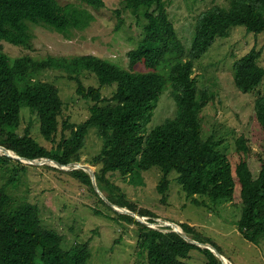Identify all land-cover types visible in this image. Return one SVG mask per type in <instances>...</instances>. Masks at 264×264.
Here are the masks:
<instances>
[{
  "label": "trees",
  "instance_id": "trees-1",
  "mask_svg": "<svg viewBox=\"0 0 264 264\" xmlns=\"http://www.w3.org/2000/svg\"><path fill=\"white\" fill-rule=\"evenodd\" d=\"M79 1L78 5L58 0H0V39L33 49L32 25L71 38L73 32L85 30L95 20L89 7L102 9L106 5L104 0ZM122 10L142 13L146 19L142 40L129 52L128 68L93 54L41 58L24 54L12 58L0 50V145L25 158L49 157L68 165L81 162L85 140L95 128L103 148L91 164L101 165L96 170L97 184L102 192L108 190L111 202L155 222L153 211L138 208L124 193H117L121 188L108 176L119 172L131 184L144 183L143 173L152 168L162 173L158 192L163 203L168 202L173 173L195 205L231 201L237 188L242 201L239 231L249 242L259 244L264 239V94L258 91L264 84L262 50L253 47L234 62L235 86L243 93L258 92L254 118L261 148L255 151L241 136L236 142L239 161L235 165L219 149L220 141L203 136L201 113L213 98L208 89L199 88L194 67L218 38L229 36L233 27L244 26L248 33L264 35V0H229L226 6L216 5L200 13L188 51L165 0H125L122 9L116 10L119 16ZM48 70L74 79L77 95L94 102L84 121L65 118L67 106L59 87L39 78ZM84 72L93 73L98 86H86L80 78ZM105 86L115 88L110 98L103 96ZM168 88H172L177 115L148 130L160 97ZM24 106L37 116L40 140L32 134L31 124L23 135L18 132ZM251 157L259 162L258 173ZM27 167L20 160L0 155V181L6 180L0 185V264H87L92 257L88 243L67 247L61 233L43 224L37 204L18 201L10 192L19 187L21 172ZM69 173L99 196L87 171L74 169ZM99 200L117 218L137 226L139 254L146 256L148 264H190L194 250L204 255L206 264H223L211 250L189 243L171 227L167 231L149 227L114 210L102 197ZM180 226L188 236L212 244L224 255L195 226L188 222Z\"/></svg>",
  "mask_w": 264,
  "mask_h": 264
},
{
  "label": "rangeland",
  "instance_id": "rangeland-1",
  "mask_svg": "<svg viewBox=\"0 0 264 264\" xmlns=\"http://www.w3.org/2000/svg\"><path fill=\"white\" fill-rule=\"evenodd\" d=\"M58 1L61 4H80L79 0ZM104 1L106 5L102 9L89 7L95 15V20L85 30L73 32L71 38H66L47 27L32 25L35 34L33 49L0 39V50L12 58L24 54L37 58L46 55L93 54L128 68L129 52L142 40L146 19L142 13L134 14L129 10H122L119 16L116 10L122 9L125 0ZM165 3L178 36L188 51L195 33L196 17L216 5H228L229 0H165ZM229 32L228 37L218 38L209 51L195 62L194 77L199 88L208 89L213 98L201 113L203 136L205 139L213 136L215 140L220 141L219 149L228 154L235 165L239 161L236 142L241 136L247 139L248 145L255 151L261 148L254 118L258 92L243 93L235 86L234 62L253 47H257L262 50L260 63L264 66V35L255 36L248 33L244 26L233 27ZM39 78L54 82L59 87L60 95L67 106L65 118L69 117L70 121L79 123L89 116V108L94 102L77 95L78 84L74 79L57 70L45 71ZM80 78L86 86H98L97 77L93 73L84 72ZM114 89L113 86H105L102 90L103 96L110 98ZM258 91L264 94V84ZM21 111L18 132L23 135L31 124L32 134L40 140L36 114L26 106L22 107ZM176 115L177 103L172 88H168L160 97L148 130ZM42 142L49 148L52 147L49 142ZM102 148L103 140L97 129L92 128L81 151L80 163L89 164L98 170L101 165H92L91 161ZM251 163L258 173V160L251 157ZM24 164L28 167L21 172V183L10 192L18 201L37 204L43 224L61 233L67 247L76 243H88L92 257L87 264H148L146 256L139 254L137 226L117 218L116 214L100 202L101 196H97L72 176L69 173L71 170L61 169L49 163ZM108 176L112 183L121 188L116 190L117 193H124L138 208L149 209L156 214L155 222H151L150 227L167 231L168 226L162 222H174L178 225L188 222L195 226L197 231L211 238L230 264H264V239L259 244H254L245 239L239 231L238 220L242 214V201L237 188L231 201H220L209 206L195 205L181 185L174 180L176 173H173L167 192L168 202L163 203L162 194L158 192L162 178L158 168L143 173L144 183L131 184L119 172ZM5 181L2 179L0 185ZM103 193L107 196L108 190ZM197 198L202 200L200 195H197ZM96 210L103 213L99 214ZM144 217L145 221L150 222V217ZM189 262L206 264L204 255L198 250L191 253Z\"/></svg>",
  "mask_w": 264,
  "mask_h": 264
},
{
  "label": "water",
  "instance_id": "water-1",
  "mask_svg": "<svg viewBox=\"0 0 264 264\" xmlns=\"http://www.w3.org/2000/svg\"><path fill=\"white\" fill-rule=\"evenodd\" d=\"M0 148L4 150L3 155H6L12 159L15 160H20L24 163H29V164H33V165H44V164H54L55 166L61 168V169H69V170H74V169H83L85 171H87L90 176H91V180L93 182V186L95 188V190L98 192V194L108 203V206L112 207L114 210L118 211L119 213H123V214H129L133 217H135L138 221L146 224L147 226L150 227L151 222L145 221V217L142 216L141 214H137L136 212L126 208V207H121V206H117L116 204H114L113 202H111L107 196L104 195V193L101 191V189L99 188L98 184H97V179H96V170L89 164H82L80 162H72L68 165H63L60 162L51 159L49 157H41L38 159H29V158H25L22 157L20 155H18L17 153H15L14 151L6 148L3 145H0ZM10 151L14 152L15 155L10 154ZM66 166H71L70 167H66ZM163 225L165 226H169V227H173L174 232L178 233L179 235H181L184 239H186L189 243L197 245L201 248H207L209 250H211L220 260L223 264H225L223 262V256L212 244L210 243H201L195 239H193L192 237L188 236L185 231L182 229L180 230L179 227L180 225H178L177 223L174 222H162ZM161 224V225H162ZM153 228V227H152ZM182 228V227H181Z\"/></svg>",
  "mask_w": 264,
  "mask_h": 264
},
{
  "label": "bare ground",
  "instance_id": "bare-ground-1",
  "mask_svg": "<svg viewBox=\"0 0 264 264\" xmlns=\"http://www.w3.org/2000/svg\"><path fill=\"white\" fill-rule=\"evenodd\" d=\"M3 153H4V150L0 148V154L2 155ZM10 154L15 155V153L12 151H10ZM179 229L182 230L181 226L179 227ZM228 261H229L228 258L226 256H223V262L225 264H230Z\"/></svg>",
  "mask_w": 264,
  "mask_h": 264
}]
</instances>
